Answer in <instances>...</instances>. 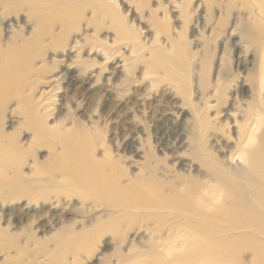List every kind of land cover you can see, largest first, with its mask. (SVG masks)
Listing matches in <instances>:
<instances>
[{
    "label": "rangeland",
    "instance_id": "1",
    "mask_svg": "<svg viewBox=\"0 0 264 264\" xmlns=\"http://www.w3.org/2000/svg\"><path fill=\"white\" fill-rule=\"evenodd\" d=\"M64 2L75 12L51 16ZM244 4L0 0L4 44L14 36L43 34L32 63L27 52H0V74L8 73L0 89V130L15 135L23 147L13 155L21 161L12 171L35 172L37 178L23 184L32 194L18 196L20 190L16 194L8 185L0 189V264H32L37 248L68 251L54 264H117L121 250L150 234L139 222L120 244L121 231L96 224L100 215H125L110 205L114 194L133 192L126 190L131 180L149 187L152 171L160 178L165 172L171 178L192 172L210 180L192 157L205 136L204 123L211 125L207 146L226 160L238 155V139H249L247 112H252L249 128L257 122L258 133L264 130L263 23L256 28ZM34 9L51 15L46 12L40 24ZM68 149L94 161L85 166L91 179L83 184L52 171ZM7 162H0V172ZM163 211L157 213L167 215ZM84 223L99 238L90 256L81 252L74 258L79 244L63 248L53 238L76 236Z\"/></svg>",
    "mask_w": 264,
    "mask_h": 264
},
{
    "label": "bare ground",
    "instance_id": "2",
    "mask_svg": "<svg viewBox=\"0 0 264 264\" xmlns=\"http://www.w3.org/2000/svg\"><path fill=\"white\" fill-rule=\"evenodd\" d=\"M241 1L249 9L256 28H260L262 22L264 30V0ZM207 7H211V4H207ZM46 12L50 11L43 10L39 13L36 9L33 10V14L40 19V24L45 20ZM74 12L75 8L64 2L55 14H48L62 19ZM252 22L246 30L247 34H251L248 31L252 28ZM40 28L42 29L41 25ZM38 33L22 39H14V36L4 44L0 29V52L4 51L3 48H7V51L27 52L31 55L32 63L43 47V34ZM26 68H29V64ZM7 75L8 73L0 74V89L4 88ZM260 111L264 113L263 109ZM251 113H246L245 120L249 139L246 142L243 138L238 139L237 146L240 150L236 158L231 156L226 160L212 153L214 148L211 151L208 143L206 144L211 125L204 123L203 129L200 128L203 134L205 131L206 133L197 142L198 152L192 157L200 165L201 173L210 177V180L203 181L192 172L179 173L172 178L165 172V177L160 178L152 171L153 184L149 187L144 188L141 182L131 180L126 184V190L132 189L133 192L113 195L110 205L125 211V215H110L108 218L100 215L96 224L121 231L120 244H124L129 229L139 222L150 234L147 240L133 243L124 252L121 250L116 259L117 264H264V130L258 133L257 122L249 128ZM1 130L0 162H8L2 165L0 189L8 185L15 189L16 194L20 190L18 196L32 194L27 193L23 184L27 181L32 185L37 181L35 172L27 176L17 170L12 171L15 168L11 167H16L21 161L20 157L13 155L15 151L23 149L22 144L15 135L6 134L3 128ZM232 151L234 153V149ZM237 158L242 163L234 164ZM56 159V165L52 167L54 173L62 170L63 174L79 178L75 180L79 184L91 179L85 166L93 167L94 161L79 149H68ZM114 186L117 188L116 184ZM153 189L158 195L152 192ZM95 193L99 195L100 191ZM134 209L147 210L150 215L133 213ZM161 210L166 211L167 215L157 213ZM68 235L70 234L56 235L53 241H56L55 245H63V248L64 245L79 244V249L74 251V258L80 257L81 252H87V256H90L93 245L99 238H96L97 235L86 223L78 235L72 234L67 239ZM67 253L66 250L59 252L54 248L46 249L43 253V250L37 248L32 264H54L56 260L68 257Z\"/></svg>",
    "mask_w": 264,
    "mask_h": 264
}]
</instances>
